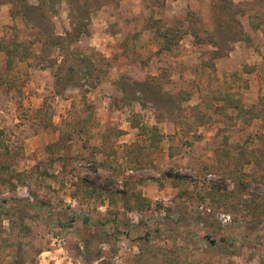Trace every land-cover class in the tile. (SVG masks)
Segmentation results:
<instances>
[{"label":"rangeland","instance_id":"rangeland-1","mask_svg":"<svg viewBox=\"0 0 264 264\" xmlns=\"http://www.w3.org/2000/svg\"><path fill=\"white\" fill-rule=\"evenodd\" d=\"M9 1L0 41L35 45L12 70L0 52V203L21 209L0 264H264V118L224 101L262 109L264 0H81L70 48L67 3L27 25Z\"/></svg>","mask_w":264,"mask_h":264},{"label":"trees","instance_id":"trees-1","mask_svg":"<svg viewBox=\"0 0 264 264\" xmlns=\"http://www.w3.org/2000/svg\"><path fill=\"white\" fill-rule=\"evenodd\" d=\"M62 1H64L65 3H67L69 5V17L77 20V24L75 25L76 34L74 33L71 35V33H67L69 36L67 48H70L72 46V43L76 42L77 40L79 41L88 32L84 28V26H80L79 23L81 21V19H80L81 17L77 16V14H79L78 12L85 10L83 8L84 4H82L83 2H81V0H37L36 4H31L28 0H10L9 3L13 7L11 10V16H12L13 21H15V22H20L23 24L25 23V24L29 25V22L34 21L35 19L39 18L38 20H40L41 18H46L47 16H49L48 14L55 15V12H56L55 7L59 2H62ZM40 35L42 36L41 31H40ZM50 35H52V36H50L51 38L55 37V39H53L51 41V43H53V44H56L59 40L65 41V39H63L60 36H56L55 34H52V33ZM50 37L48 36V39ZM40 41H42V40L39 39L37 41V43H39ZM0 44H1L0 45V52H2L6 56L7 66L11 70L17 65L18 62H24L29 58V56L31 55V52L33 51L32 46L35 45V43H33V42L27 43L24 41L6 40L5 38L1 39ZM57 45H60V44H56V46ZM57 48H59L60 50H63V48H61V46H58ZM50 68H51V70L54 71V76H55L56 81L58 82L60 91L62 89L64 91H66L68 86H73L77 83L78 72L74 66H69L68 69H65L62 64L59 65L57 62H55L50 66ZM86 72H88V70ZM0 81L4 82L3 80H0ZM63 90H62V92H59V93L63 94ZM224 101L226 104V108H232L235 111H238L239 115H241V116H245V115L249 114L250 118H252V119L259 118V116H261L262 119L264 118V101L262 102V109H260V110H256L255 107L248 110L241 105L239 100H234L230 96H225ZM136 123H137V127H138L139 122L136 121ZM157 139L158 138L156 135H152L151 145L156 143ZM135 146H137V145H135ZM133 149L136 150L137 147H133ZM138 150H141L140 153L143 156V158H145V154H144L145 150L141 149V148ZM131 151L133 153L135 152L133 150H131ZM105 154L107 157H111V156H115L117 154V152L112 148L109 150V152H106ZM242 154H244V152H242ZM233 160H234V158H232V156H230V155H228L226 158V162L228 163L227 167L231 171H233L234 167L236 166ZM134 161L136 163H140L141 158L136 157L134 159ZM95 163L97 164V162H95ZM247 163H249V162H247ZM99 164H101V163H99ZM242 165H244V164H242ZM108 168L109 169L112 168L111 165ZM112 173L115 175H117V174L119 175L120 171H118V170L114 171V169H113ZM113 174L111 176L108 175L105 179L104 178L103 179L106 182V185L118 188L119 184H118V182L115 179V176ZM168 177L171 178L173 176H172V174H168ZM101 178L102 177H100L98 179H101ZM8 204H11V203L9 200H6V199H4L0 203V217L2 216V214H7V213L11 212L12 210H17L16 208H14V209L12 208V210H11L10 208L12 206L8 205ZM3 205H8V206L4 207ZM17 211L20 212L21 209H19Z\"/></svg>","mask_w":264,"mask_h":264}]
</instances>
